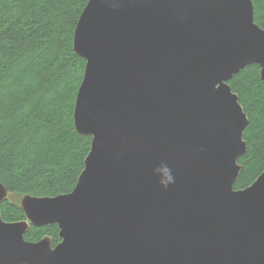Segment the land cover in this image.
<instances>
[{
	"label": "water",
	"instance_id": "water-1",
	"mask_svg": "<svg viewBox=\"0 0 264 264\" xmlns=\"http://www.w3.org/2000/svg\"><path fill=\"white\" fill-rule=\"evenodd\" d=\"M72 51L89 152L70 193L24 195V220L0 216V264H264V171L234 190L248 119L228 85L249 65L264 84L251 1L88 0ZM8 194L0 183V204ZM52 225L54 248L24 239Z\"/></svg>",
	"mask_w": 264,
	"mask_h": 264
},
{
	"label": "trees",
	"instance_id": "trees-1",
	"mask_svg": "<svg viewBox=\"0 0 264 264\" xmlns=\"http://www.w3.org/2000/svg\"><path fill=\"white\" fill-rule=\"evenodd\" d=\"M88 0H0V183L10 194L56 197L74 188L91 138L78 135L72 115L85 62L72 51V33ZM254 23L264 30V0H250ZM228 85L248 119L246 152L234 190L264 171V84L249 65ZM5 222L24 219L19 206L0 204ZM57 227H31L26 241Z\"/></svg>",
	"mask_w": 264,
	"mask_h": 264
},
{
	"label": "clouds",
	"instance_id": "clouds-1",
	"mask_svg": "<svg viewBox=\"0 0 264 264\" xmlns=\"http://www.w3.org/2000/svg\"><path fill=\"white\" fill-rule=\"evenodd\" d=\"M154 174L159 177L158 183L162 189H167L175 183V175L170 167L163 165L154 169Z\"/></svg>",
	"mask_w": 264,
	"mask_h": 264
},
{
	"label": "rangeland",
	"instance_id": "rangeland-1",
	"mask_svg": "<svg viewBox=\"0 0 264 264\" xmlns=\"http://www.w3.org/2000/svg\"><path fill=\"white\" fill-rule=\"evenodd\" d=\"M22 197L23 196L20 195V194H14V193L13 194H10L9 193L8 194V197H7V201L10 202V203H12V204H14V205L19 206V203H20Z\"/></svg>",
	"mask_w": 264,
	"mask_h": 264
},
{
	"label": "flooded vegetation",
	"instance_id": "flooded-vegetation-1",
	"mask_svg": "<svg viewBox=\"0 0 264 264\" xmlns=\"http://www.w3.org/2000/svg\"><path fill=\"white\" fill-rule=\"evenodd\" d=\"M20 208V207H19ZM24 220V219H23ZM53 226V225H52ZM56 226V225H55ZM46 227H50V226H46ZM57 227V226H56ZM31 228V227H30ZM57 235H58V228H57ZM47 238H49L48 236H46ZM57 238H58V236H57ZM50 239V238H49ZM60 242V240H59V238H58V241L54 244V245H52L51 244V247L52 248H54L58 243ZM50 243H51V239H50Z\"/></svg>",
	"mask_w": 264,
	"mask_h": 264
},
{
	"label": "bare ground",
	"instance_id": "bare-ground-1",
	"mask_svg": "<svg viewBox=\"0 0 264 264\" xmlns=\"http://www.w3.org/2000/svg\"><path fill=\"white\" fill-rule=\"evenodd\" d=\"M30 242V241H29ZM32 242V241H31ZM35 242V241H34Z\"/></svg>",
	"mask_w": 264,
	"mask_h": 264
}]
</instances>
